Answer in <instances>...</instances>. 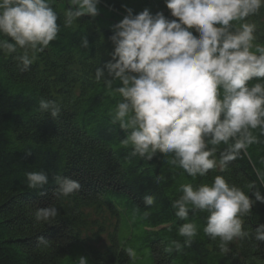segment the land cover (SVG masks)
<instances>
[{
    "label": "trees",
    "instance_id": "16d2710c",
    "mask_svg": "<svg viewBox=\"0 0 264 264\" xmlns=\"http://www.w3.org/2000/svg\"><path fill=\"white\" fill-rule=\"evenodd\" d=\"M121 5L134 13L144 8L162 11L175 19L164 0H101L98 7L122 19ZM52 6L61 31L43 52L29 53L32 64L26 70L13 58L22 53L0 52V264H79L80 256L88 264H264V242L253 239L235 240L228 253H221L219 239L203 234V212L190 213L200 228L191 245L165 251L173 240L184 245L178 228L185 221L172 207L181 184H210L214 176L223 175L250 196L256 190L264 194L254 171L264 170V136L256 130L260 143L231 162L228 172L217 168L196 180L161 154L152 160L131 155V146L121 145L129 133L113 120L120 97L110 96L103 82L95 80V68H102L113 50L108 37L114 22L85 15L66 28L70 3L52 0ZM248 22L257 25L255 43L264 46V8ZM84 37L88 48L81 46ZM42 98L60 104L56 120L40 113ZM41 170L49 184L43 190L29 189L25 173ZM57 174L80 181V192L56 199ZM251 182L255 188L249 190ZM146 195L155 198L150 207L144 204ZM49 205L59 209L57 224H38L35 210ZM259 223H264V204L257 202L244 227L254 229ZM91 225L96 229L88 240L85 230ZM40 236L50 240L48 248L39 245ZM128 248L136 251L134 260Z\"/></svg>",
    "mask_w": 264,
    "mask_h": 264
},
{
    "label": "clouds",
    "instance_id": "9594fccd",
    "mask_svg": "<svg viewBox=\"0 0 264 264\" xmlns=\"http://www.w3.org/2000/svg\"><path fill=\"white\" fill-rule=\"evenodd\" d=\"M69 3L66 28L82 16L95 19L100 14L101 0ZM164 4L175 19L149 8L134 13L121 5L125 14L110 26V59L95 68V80L103 82L110 96L120 97L113 120L129 133L121 145H130L131 155L152 160L161 154L192 180L217 168L228 172L231 162L260 143L254 132L264 136V46L255 43L257 25L248 22L264 8V0H164ZM59 18L52 0H0V52L22 53L13 58L26 70L32 64L29 53H41L57 39ZM81 46L89 47L86 37ZM39 111L56 120L61 106L42 98ZM254 171L264 185V170ZM25 177L29 189L43 190L49 184L43 170L26 172ZM53 181L56 199L75 195L82 187L80 181L61 174ZM247 188L254 189L255 182ZM178 191L181 195L172 207L185 221L178 228L184 245L173 240L166 252L191 245L199 235V226L189 218L196 212L207 213L203 234L219 239L221 253H228L235 240L264 242V223L244 227L255 204H264L259 190L250 196L216 175L210 184L183 183ZM154 203L152 195L144 197L146 206ZM58 215L59 209L49 205L37 208L34 219L56 225ZM38 243L50 246L43 236ZM126 251L130 259L136 258L134 249ZM79 264H88L87 258L80 256Z\"/></svg>",
    "mask_w": 264,
    "mask_h": 264
},
{
    "label": "rangeland",
    "instance_id": "374dc122",
    "mask_svg": "<svg viewBox=\"0 0 264 264\" xmlns=\"http://www.w3.org/2000/svg\"><path fill=\"white\" fill-rule=\"evenodd\" d=\"M58 2H61L62 5L69 3V0H56ZM110 19V20H109ZM96 20L98 22H110V23H116L120 19L117 17H112L108 12H106L104 9L100 8V14L96 17ZM113 23V24H114ZM96 229L95 225H91L87 230H85V235H87L86 239L92 240V231Z\"/></svg>",
    "mask_w": 264,
    "mask_h": 264
}]
</instances>
